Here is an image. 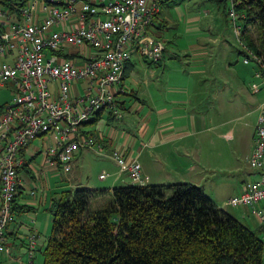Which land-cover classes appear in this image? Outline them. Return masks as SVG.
I'll list each match as a JSON object with an SVG mask.
<instances>
[{"label": "built area", "instance_id": "2783aa9c", "mask_svg": "<svg viewBox=\"0 0 264 264\" xmlns=\"http://www.w3.org/2000/svg\"><path fill=\"white\" fill-rule=\"evenodd\" d=\"M226 2L233 31L240 37L237 0ZM15 9L0 4V88L13 91L11 100L0 105V255L7 249L6 230L25 180L32 181L29 193L34 194L43 172L71 170L75 151L95 149L99 154L101 146L84 123L105 110L121 118L116 99L126 63L137 54L155 64L165 50L156 27L159 0H27ZM253 54L261 65L256 75L262 77L264 60ZM258 108L247 157L254 178L223 204L247 206L263 224L264 101ZM35 139H41L42 148L30 146ZM38 153L42 158L34 164ZM110 157L129 183L146 184L135 158L117 149ZM26 238L27 263L32 264L38 234Z\"/></svg>", "mask_w": 264, "mask_h": 264}, {"label": "trees", "instance_id": "16d2710c", "mask_svg": "<svg viewBox=\"0 0 264 264\" xmlns=\"http://www.w3.org/2000/svg\"><path fill=\"white\" fill-rule=\"evenodd\" d=\"M26 1L0 0V4L15 11V5ZM182 1L159 0V5ZM235 7L241 15L242 43L264 60V0H237ZM165 26L162 20L156 25L160 31ZM251 27L256 30L254 38ZM58 194L47 207L51 232L39 249L40 264H262L264 239L259 229L218 206L192 182L77 185ZM104 196L105 204L91 208L92 199Z\"/></svg>", "mask_w": 264, "mask_h": 264}, {"label": "crops", "instance_id": "0c3cea01", "mask_svg": "<svg viewBox=\"0 0 264 264\" xmlns=\"http://www.w3.org/2000/svg\"><path fill=\"white\" fill-rule=\"evenodd\" d=\"M206 49V51H195L192 55L191 58L195 60V70L188 71V66L181 62L182 70L177 68L174 74L167 71L171 69V66L164 60L163 55L158 63H155L157 64L156 67L163 65V68L154 69L150 65H143L138 71L132 73L135 62L140 57L137 54L133 55L137 57L131 56L127 63L128 72L119 84L118 94L120 96H117L116 99L122 117H114L105 110L100 111L97 120L94 122L84 123V128L86 125H91L89 129L85 128V130L103 141L105 153L102 155L97 154L94 149L75 151L73 163L82 154L91 151L93 155L96 154L97 158L103 159L102 162L107 163L110 167L109 176L111 180L107 184L108 187L126 184L129 182L128 177L124 173H118V167L110 157V151L117 149L128 158H135L140 163L142 172L148 179L146 183L192 182L200 185L218 206L225 208L227 205H224L223 201L230 195L240 192L243 184L249 178V173L246 174L247 177H245V174L238 175L239 164L232 168L236 173L233 176L240 178V184L235 183L232 186L231 183H228V189L223 187L225 182L217 184L214 179L215 176H219V179L225 181L226 176H229L227 172L230 171L232 164L229 163V158L223 157L222 151L220 153L216 152L217 146L209 132L222 125L228 126L234 118H224V110L220 106L221 96L224 94L223 87L218 84L216 74L212 73L214 65L207 63L205 60L201 61L203 55H209L207 51L212 49V45L206 46ZM167 56L170 60L180 58V54L176 51H172ZM187 57L189 59L190 54ZM207 59L211 60L212 55ZM228 64L230 63L228 62ZM129 75H131V82L126 84L125 80ZM190 75H194L195 78L189 77ZM257 78L260 77L257 76ZM209 88H212L209 96L213 101L216 100L215 102L212 101L209 107L214 111H207L208 109L205 106V97L208 95ZM252 91L256 92L255 87L252 88ZM229 100H231L229 101L230 105L233 106V103L238 100V93ZM263 101L264 99L260 102ZM250 112L255 113L256 110H248L247 113ZM255 123L256 119H254L252 127L249 128L250 131L248 130V138L246 139L242 136L239 137V134L235 135L234 130L229 127L222 133L225 138L233 137L234 139L235 137V143L231 148L232 155L236 148L241 155H245L247 160L253 147ZM245 144L248 148L243 153ZM40 178L44 180L37 181L36 185L49 179L54 184L55 189L57 184H61L60 181L64 179L67 180L66 182L71 188L77 185L95 187L87 183L89 181L88 176H86L85 184H81L80 181H83L81 175L75 172L67 176L68 179L50 172L46 175L43 172ZM25 183L24 188L19 189L13 204L14 218L6 230L8 249L0 255V259H10L12 255H15L14 250H11L14 244L11 239L19 238L21 242L18 249L19 260L23 262V258L26 257L25 264H28L26 236L31 232H35L38 234L37 241L44 239H42L43 236L39 232L36 217L40 209L39 203L42 204L45 201L43 195L45 189L38 187L34 194H30L29 187L32 181L27 183L25 180ZM17 215L21 217L28 216L30 218L29 223H23L20 219L19 221L16 218ZM242 217L245 218L246 216L242 215ZM18 255H15V257H18ZM262 264H264V252Z\"/></svg>", "mask_w": 264, "mask_h": 264}, {"label": "rangeland", "instance_id": "374dc122", "mask_svg": "<svg viewBox=\"0 0 264 264\" xmlns=\"http://www.w3.org/2000/svg\"><path fill=\"white\" fill-rule=\"evenodd\" d=\"M227 4V2L218 4L217 2L212 0H183L177 5H173L170 7L163 6L162 8H160V20H162L163 22L165 21L166 26L158 33L159 38L164 41V46L166 48V51H163L164 60L169 63V66H171V69H168L167 71H171V73L173 74L175 73V69H181V62H184L185 65L188 66V71L191 72L192 70H195V60L191 58L192 55L195 53V51H206V46L212 45V49H208L207 51L209 55H203L201 57V61L205 60L207 63L214 65L212 67V73L216 74L217 82L218 84L222 85L224 91V94L221 96L220 103V106L224 110V118H234L231 120L228 126L222 125L221 127L214 129L212 132H209L210 136L213 139V142L217 146V148L215 149L216 152L220 153V151H222L223 157L229 158V163L232 164L231 169H229L230 171L227 172L229 176H226L225 181L219 179V176H215L214 178L217 184L225 182V184L223 185L225 189H228V183H231L232 186H234L235 183L238 185L240 184V178L238 176H233L236 173L234 172V169L232 170V168L236 167L238 164L240 168V170L238 171V175L245 174V177H247L246 174L249 173V178L247 179V181L252 180L254 178V175L252 174V168L248 165V162L245 159V155H241L236 148L232 155L231 148L233 146V143H235V137L234 139L233 137L225 138L223 137L222 133H224L229 127L234 130L235 135L239 134V137L242 136L244 139L248 138V130L250 131L249 128L252 127L254 119L257 118V115L259 113L258 106L261 103L260 101L264 99V74L262 75V77L257 78L256 73L258 72L257 70H259V66L256 62V59L252 56L253 52L248 53L249 59L247 62H244V58L246 57V55L240 53L239 51L248 52L249 50L244 47L245 45L242 43L240 37H237L233 31L232 21L228 17V15H226ZM249 32L250 35H252V37L254 38L256 35V30L251 27ZM172 51L178 52L180 54V58L176 60H170L167 54L172 53ZM189 54L190 58L188 59L187 56ZM133 55L132 57H137ZM210 55H212V59L208 60L207 58ZM256 57L260 60H263L262 55H256ZM228 62L230 64H228ZM143 65H150V67L154 69L163 68V65L156 67L157 64L148 63L147 60L140 58L137 62H135V68L133 69L132 73L138 71L139 68ZM189 77L195 78L194 75H190ZM207 79H209V77H207ZM125 82L126 84L127 82H131V75L127 76ZM82 85L83 82L77 83V88L80 89ZM253 87H255L256 92L252 91ZM12 92V89L9 87L0 88V105L11 100L13 96ZM211 92L212 88H209L207 93L208 95L205 97V106L206 109H208L207 111H214V109L209 108L211 106V102L213 101L211 96H209ZM236 93H238V103H236L237 101H235V104L233 103V106H231L229 103V101L231 100H229V98L234 96ZM117 96L120 95L118 94ZM215 101L216 100L214 99L213 102ZM252 109H255L256 112L247 113L248 110L251 111ZM89 127H91V125L85 126L86 129H89ZM95 137L97 138V141L101 146V151L99 154L102 155L105 153L103 149V141H101L97 136ZM33 145L42 148L41 139L33 140L30 146ZM247 148L248 146L245 144L243 153ZM92 153L93 152L91 151H87L82 154V156L78 157L74 163L72 162L73 169H71L70 172L66 174H62L61 172H59L56 174L58 176L67 178V176H70L72 172L80 173L81 180H83L80 181L81 184H85L86 176H88V184H92V186L95 187H108L107 184L111 180V177L109 176L110 167L107 163L102 162L103 159L97 158L95 156L96 154L93 155ZM41 158L42 154L38 153L34 161L32 162L34 164L40 162ZM215 172L218 173L217 170H215ZM100 173H104L105 177L100 178ZM118 173L120 174L122 172ZM66 181L67 180L65 179L61 180V184H57L56 189L54 187V184L49 179H46L45 181L39 183L40 187L42 189H45L43 194L45 196V201H43L42 204L39 203L40 209L36 217L37 225L39 226V232L43 236L42 239L44 238L46 240L51 232V213L47 209V207L49 206L48 201L52 197H57L59 195L58 193L61 190L69 188V185ZM107 200V196L100 198L96 197L91 200V208L96 209L101 204H105ZM224 209L232 213L241 222L248 225L249 227L259 229V235L264 239V229H260V226L264 225V223L261 224L254 215L250 214V210L247 206L234 207L231 205H227ZM242 215H245L246 217L243 218ZM16 218H18V220L20 219L23 223H29L30 220V218L25 215L24 217L17 215ZM43 240L37 241V248L35 251V256L33 258L34 264H40L42 260L41 252L39 249L44 244ZM11 242H14L11 250H14V253L17 256L19 254L18 249L21 243L20 239H11ZM15 255H12L13 259L1 258L0 263H26V257L23 258L22 262V260H19L20 255H18V257H15Z\"/></svg>", "mask_w": 264, "mask_h": 264}]
</instances>
